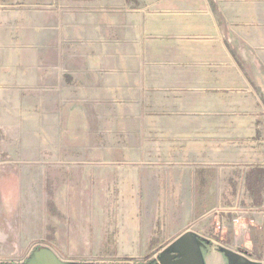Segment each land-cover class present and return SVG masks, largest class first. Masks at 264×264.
Listing matches in <instances>:
<instances>
[{"label":"crops","instance_id":"0c3cea01","mask_svg":"<svg viewBox=\"0 0 264 264\" xmlns=\"http://www.w3.org/2000/svg\"><path fill=\"white\" fill-rule=\"evenodd\" d=\"M263 128L264 0L0 3V261L264 264L205 239L240 173L262 206Z\"/></svg>","mask_w":264,"mask_h":264},{"label":"rangeland","instance_id":"374dc122","mask_svg":"<svg viewBox=\"0 0 264 264\" xmlns=\"http://www.w3.org/2000/svg\"><path fill=\"white\" fill-rule=\"evenodd\" d=\"M18 0H0V3H8V4H15V2ZM59 0H22V2L27 3L29 7L33 8H45L47 6H50L52 4L56 5ZM134 4V2H132ZM264 132V128H263ZM169 138H166V141H168ZM264 143V138H259ZM112 143H108L105 149L107 151H110L112 153L111 159H106V163H101V160H97L100 164L96 165H111V166H122L126 165L132 162L136 163H143L144 165H153V158H152V152L154 150V142L156 138H138L139 143L136 144L133 138H127V139H121V138H112ZM162 140H165L162 138ZM264 145V144H263ZM161 148H165V145ZM126 150H129V152L134 153H126ZM126 154H131L128 158H124ZM139 157H137L138 155ZM246 180L247 177H246ZM264 192V187H263ZM263 204L262 206L258 205L256 206V213L250 212V214H245V216L242 218L240 225L235 226L231 221V214L222 212L219 214V219L224 217L223 219H226V226L225 229L222 232H218L219 237L218 240L225 244L227 242L230 243L232 241V250L236 252H242L241 255L234 252L238 257L244 256V253H247L248 251H254L257 253L258 257L261 259H264V193H263ZM229 202H226V205H231V199L228 197ZM227 199V200H228ZM254 200V199H253ZM255 201V200H254ZM244 206V204H242ZM226 210V209H224ZM260 212V213H259ZM215 218L214 216H212ZM210 217V219H213ZM212 221L211 226L208 231V235L210 237L215 238L212 233H215V222ZM227 245V244H226ZM237 246V247H236ZM245 248L246 250H244ZM224 249V248H222ZM172 251L170 249L164 250L162 253L156 254H145V255H138V256H132V258L122 257L124 259V264H136L137 262L139 264H157L160 259L165 256L166 254L171 253ZM96 257L87 258L86 262L94 261ZM248 258V257H247ZM115 259V258H113ZM112 259V260H113ZM76 262L78 264H83L79 260ZM134 262V263H131ZM112 263H115L113 261ZM167 264H171L167 263Z\"/></svg>","mask_w":264,"mask_h":264},{"label":"built area","instance_id":"2783aa9c","mask_svg":"<svg viewBox=\"0 0 264 264\" xmlns=\"http://www.w3.org/2000/svg\"><path fill=\"white\" fill-rule=\"evenodd\" d=\"M263 187H264V181H263ZM229 196L231 199V205H226V203L223 205L222 211L224 213L231 214V221L232 223L237 226L242 223V218L245 216V214H250V212L256 213V206L251 202V192L248 190L247 180L246 176L243 173H240L239 176H237V190L229 191ZM264 193V192H263ZM226 198V197H225ZM228 196L226 198V202H229ZM242 205V204H244ZM226 209V210H224ZM222 212H220L221 214ZM260 213V212H259ZM224 217L220 218V220L215 222V233H212V235L215 236V238L207 236L208 233L205 236V239L208 241L211 249L213 251L220 250L221 248H227L232 250L231 248L227 247L226 244L221 243L218 240L219 234L218 232H222L225 229L226 226V219H223ZM237 247V246H236Z\"/></svg>","mask_w":264,"mask_h":264},{"label":"trees","instance_id":"16d2710c","mask_svg":"<svg viewBox=\"0 0 264 264\" xmlns=\"http://www.w3.org/2000/svg\"><path fill=\"white\" fill-rule=\"evenodd\" d=\"M261 178L262 174L259 170H255L248 175L250 192L257 201H259L261 198Z\"/></svg>","mask_w":264,"mask_h":264},{"label":"flooded vegetation","instance_id":"af4514ba","mask_svg":"<svg viewBox=\"0 0 264 264\" xmlns=\"http://www.w3.org/2000/svg\"><path fill=\"white\" fill-rule=\"evenodd\" d=\"M225 244H227L226 246L227 247H229V248H233L230 244H228V242L227 243H225ZM230 250V249H229ZM211 251L212 252H219L220 250H216V251H213L212 249H211ZM232 252H236L235 250L233 251V250H231ZM237 254H239V255H241V253L242 252H236ZM251 257H252V260H254V261H256V262H262V263H264V259H261L260 257H258V255H257V253H255L254 251H251ZM263 258H264V256H263ZM12 263V261L11 260H4V261H0V264H11Z\"/></svg>","mask_w":264,"mask_h":264},{"label":"water","instance_id":"95a60500","mask_svg":"<svg viewBox=\"0 0 264 264\" xmlns=\"http://www.w3.org/2000/svg\"><path fill=\"white\" fill-rule=\"evenodd\" d=\"M206 242L208 243L207 240H206ZM182 246L183 247H185V246L187 247L186 244H182ZM177 260H179V256L176 254V250H174V252H171V253L166 254L165 256H163L157 264H167V263H170V262H173V261H177Z\"/></svg>","mask_w":264,"mask_h":264}]
</instances>
